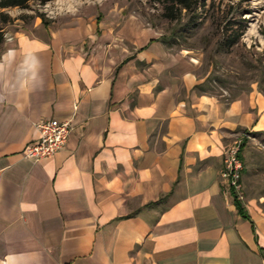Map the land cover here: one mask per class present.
I'll use <instances>...</instances> for the list:
<instances>
[{"label":"crops","instance_id":"crops-1","mask_svg":"<svg viewBox=\"0 0 264 264\" xmlns=\"http://www.w3.org/2000/svg\"><path fill=\"white\" fill-rule=\"evenodd\" d=\"M0 49V264H264V209L222 179L264 132L257 90L200 91L193 59L134 16L6 25ZM66 147L32 160L41 120Z\"/></svg>","mask_w":264,"mask_h":264},{"label":"rangeland","instance_id":"rangeland-1","mask_svg":"<svg viewBox=\"0 0 264 264\" xmlns=\"http://www.w3.org/2000/svg\"><path fill=\"white\" fill-rule=\"evenodd\" d=\"M42 1L30 0L25 7L0 12L11 18L6 25L25 27L37 18L67 23L77 17L134 16L144 26L157 30L162 40L174 38L171 50L193 59L196 75L205 83L207 93L222 100L237 99L254 90L264 96V0H199L191 12L174 9L176 19L166 9L168 0ZM232 28H243V35L236 46L227 49L224 39ZM237 138L243 139L242 202L252 201L264 209V132L244 133Z\"/></svg>","mask_w":264,"mask_h":264},{"label":"built area","instance_id":"built-area-1","mask_svg":"<svg viewBox=\"0 0 264 264\" xmlns=\"http://www.w3.org/2000/svg\"><path fill=\"white\" fill-rule=\"evenodd\" d=\"M40 133L38 140L32 142L24 151V157L32 160L55 155L66 147L69 136L73 130L71 121L41 120L36 124ZM243 139H237L224 151V167L222 179L239 200H243L242 176L244 162L240 157Z\"/></svg>","mask_w":264,"mask_h":264},{"label":"trees","instance_id":"trees-1","mask_svg":"<svg viewBox=\"0 0 264 264\" xmlns=\"http://www.w3.org/2000/svg\"><path fill=\"white\" fill-rule=\"evenodd\" d=\"M30 0H1L0 1V10L6 9V8H10V7H25L27 5V3ZM50 0H43V3H47ZM170 2V5L167 6V10L170 11V17L172 19H176L177 17L175 16L174 9H176L179 13H181L183 10L185 11H192L194 9V7H196V5L198 4L199 0H168ZM11 21L10 16H8L7 14H4L3 12H0V24L6 25ZM45 24H47L46 20H44ZM238 24H242L241 22H238ZM197 25V24H195ZM4 27H2L0 25V49L2 48V45L5 42L6 36H5V31L3 29ZM233 29V28H232ZM242 30L243 28H241L240 31H235L234 29L232 30L231 34H229L225 39H224V44L223 46L226 47L227 49H231L234 46H236L241 37H242ZM174 40V38H170L169 40L164 41L167 45L171 46L172 44H174V42L172 41ZM197 88L202 91V92H207V87L205 85V83L200 84L197 86ZM243 152V145L241 146V154L240 157L242 158L243 162H244V157L242 155ZM234 193V192H233ZM234 201L235 204L238 208V211L240 213H242L245 217H248V214L246 213L242 201L239 200V198L237 197V195L234 193Z\"/></svg>","mask_w":264,"mask_h":264}]
</instances>
